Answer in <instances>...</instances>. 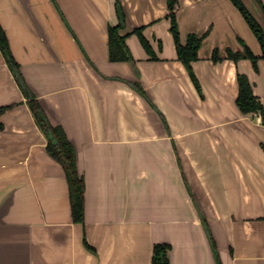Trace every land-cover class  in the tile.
Returning <instances> with one entry per match:
<instances>
[{
    "label": "crops",
    "instance_id": "1",
    "mask_svg": "<svg viewBox=\"0 0 264 264\" xmlns=\"http://www.w3.org/2000/svg\"><path fill=\"white\" fill-rule=\"evenodd\" d=\"M178 1L181 43L203 35L191 64L201 93L177 58L166 0H0L22 79L84 181L74 222L62 165L0 52V107L14 105L0 113V264H151L156 242L169 244V264H264V124L236 104L237 72L264 103V59L254 70L224 58L246 35L261 49L230 0ZM242 1L263 25L264 0ZM120 22L133 62L109 60L107 29Z\"/></svg>",
    "mask_w": 264,
    "mask_h": 264
},
{
    "label": "trees",
    "instance_id": "2",
    "mask_svg": "<svg viewBox=\"0 0 264 264\" xmlns=\"http://www.w3.org/2000/svg\"><path fill=\"white\" fill-rule=\"evenodd\" d=\"M232 4L238 9L245 22L249 26L250 30L256 37L261 53L256 55L246 45V43L239 39L241 44L240 50H232L230 48L225 49L224 58H228L237 62L240 59H248L254 70H257V61L259 58L264 59V24L261 25L256 18L252 15L249 9L245 6L242 0H230ZM262 14L264 17V5L260 4ZM180 9L178 0H166V16L169 19V30L172 35V39L175 45L177 58L183 63L190 76L195 88L201 93V88L194 75L192 69V62L198 58V50L203 39V35H196L190 33L187 35L184 43H181L178 29L177 12ZM116 11L120 17L123 18V12L119 5L116 3ZM122 26V22L118 25H109L107 29L108 34V56L111 61H131L133 62L132 55L129 48L125 43L126 35L119 34V28ZM143 27H136L132 30V33L136 34L144 50L150 55L151 58H156L153 54L148 40L142 33ZM0 52L4 57L8 67L12 71L16 81L18 78L22 81V76L19 71L18 63L15 61L3 29L0 26ZM222 57L218 53L217 49H214L211 54V59L217 61ZM238 92L236 97V104L238 109L244 114H256L261 118V122L264 124V103L259 99L258 96L254 95L252 91V84L244 73L237 72L236 74ZM19 84V82H18ZM20 86L24 96L26 97V103L34 117V120L42 133L46 138V151L47 153L62 165L65 172L69 201L71 208V216L74 222H83L84 219V181L83 177L78 173L76 166V156L73 145L66 137L62 127L60 125H54L48 120L44 110L39 104L36 96L33 92L25 85ZM134 89L138 91L148 102L150 101L146 96L145 91L142 89L138 82L132 84ZM151 103V102H150ZM153 106V103H151ZM14 105H7L0 107V113ZM264 147V144H263ZM84 245L90 250L94 251L85 239H83ZM214 243V242H213ZM215 255L217 251L215 245ZM169 244L163 242H156L152 246L151 264H169L168 259Z\"/></svg>",
    "mask_w": 264,
    "mask_h": 264
},
{
    "label": "rangeland",
    "instance_id": "3",
    "mask_svg": "<svg viewBox=\"0 0 264 264\" xmlns=\"http://www.w3.org/2000/svg\"><path fill=\"white\" fill-rule=\"evenodd\" d=\"M242 27L244 28V30H245V32L246 33H248V35L250 34L252 37H253V39L254 40H252V41H250V42H252V46L257 50V51H259V44H258V42H257V40H256V38H255V36H254V34L252 33V31L250 30V28H249V26L247 25V23L245 22V20H244V18L242 17ZM245 35V34H244ZM244 35H242V36H244ZM247 36V35H246ZM245 36V38H244V41H248V40H250V39H248L247 37ZM243 38V37H242Z\"/></svg>",
    "mask_w": 264,
    "mask_h": 264
},
{
    "label": "water",
    "instance_id": "4",
    "mask_svg": "<svg viewBox=\"0 0 264 264\" xmlns=\"http://www.w3.org/2000/svg\"><path fill=\"white\" fill-rule=\"evenodd\" d=\"M18 82H19V84H20L21 86H23V81H22L20 78H18ZM204 228H205V231H206V235H207V237H208V239H209V241H210V244H211V246L213 247L214 243H213V240H212V237H211L210 231H209V229H208V227H207L206 224H204ZM213 250L215 251L214 248H213ZM216 259H217V256H216ZM218 263H219V262H218Z\"/></svg>",
    "mask_w": 264,
    "mask_h": 264
}]
</instances>
